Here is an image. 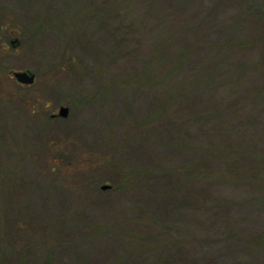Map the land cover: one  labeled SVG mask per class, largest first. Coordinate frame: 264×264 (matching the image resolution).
Listing matches in <instances>:
<instances>
[{"label": "rangeland", "instance_id": "374dc122", "mask_svg": "<svg viewBox=\"0 0 264 264\" xmlns=\"http://www.w3.org/2000/svg\"><path fill=\"white\" fill-rule=\"evenodd\" d=\"M0 24L8 263L264 264V0H0Z\"/></svg>", "mask_w": 264, "mask_h": 264}, {"label": "trees", "instance_id": "16d2710c", "mask_svg": "<svg viewBox=\"0 0 264 264\" xmlns=\"http://www.w3.org/2000/svg\"><path fill=\"white\" fill-rule=\"evenodd\" d=\"M1 28H6L5 26H3V25H1L0 24V29ZM40 29V28H39ZM39 29H37V31H39ZM7 30V29H6ZM3 45V47L4 48H6V44H2ZM174 65L173 66H171V68L169 69V72L170 73H172L173 71H174ZM210 75V74H209ZM35 82V81H34ZM19 83V82H18ZM21 84V83H20ZM21 85H24V84H21ZM26 86V85H25ZM51 116H54V115H52L51 114ZM47 121V120H46ZM211 153H213V152H211ZM225 157V156H224ZM50 168V170L51 171H53L54 170V166H51V167H49ZM211 173H212V171H210ZM136 174L138 175L139 174V172L137 171L136 172ZM53 182L55 181V180H53V178L51 179ZM79 186H78V188H80V190L82 189V192L80 193V195L81 196H85L86 194H87V192H89V190H91V189H93L94 187H95V189H97V190H99V191H101V187H100V184H101V182H99L98 180H97V176L95 175H91V176H87V177H81V179L79 180ZM102 183H107V182H102ZM110 184V187L109 188H106V189H108V190H111V189H113L114 187H115V185L114 184H112V183H109ZM62 219H61V223H63V221L64 222H66V224L67 225H69V221L71 220V219H73V220H75L76 219V217H74L73 216V214H69L68 216H66V217H64V219H63V217H61ZM66 220V221H65ZM59 223V222H58ZM15 227H16V229H17V232H21V229H27V228H29V225L27 224V222H22V223H18V222H16L15 223ZM14 227V228H15ZM81 227V228H80ZM78 229L80 230V231H83L82 232V234H84L85 233V235L86 234H88L89 233V231H91V227H89V226H80ZM100 230V229H99ZM167 231L166 230H159V231H157V233H155V234H151L150 235V237L148 236V238L151 240V241H153V244H150V246H149V243L147 244L146 243V241H145V237L143 236V235H145V234H141V235H139V236H137L134 240V242H133V248L134 249H137V251L139 250H142V251H146V250H150L151 252H157L158 251V249L159 248H161V246H162V240L160 241L159 240V238L162 236V235H167ZM146 234H148V233H146ZM43 243H45V240L43 239ZM148 245V246H147ZM6 252V251H5ZM5 252H1L0 251V264H27V263H25V261H24V258H25V256L23 255V253H22V251L21 252H14V253H10L11 254V258H10V262L8 263V254H6ZM49 252V251H48ZM143 253V252H142ZM40 264H50L49 263V260H47V259H45L42 263H40Z\"/></svg>", "mask_w": 264, "mask_h": 264}, {"label": "water", "instance_id": "95a60500", "mask_svg": "<svg viewBox=\"0 0 264 264\" xmlns=\"http://www.w3.org/2000/svg\"><path fill=\"white\" fill-rule=\"evenodd\" d=\"M17 42V38L10 39V43L13 45ZM12 75L15 80L21 84H32L35 81V73L28 68L14 69L12 70ZM69 112V106L61 104L58 107L56 115L61 117H66ZM55 115V114H52ZM100 187L106 189L110 187L109 183H101Z\"/></svg>", "mask_w": 264, "mask_h": 264}]
</instances>
